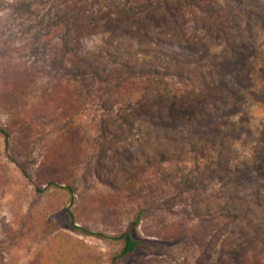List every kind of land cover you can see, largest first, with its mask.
I'll return each mask as SVG.
<instances>
[{
	"label": "rangeland",
	"instance_id": "374dc122",
	"mask_svg": "<svg viewBox=\"0 0 264 264\" xmlns=\"http://www.w3.org/2000/svg\"><path fill=\"white\" fill-rule=\"evenodd\" d=\"M196 1L0 0V264H264V0H205L229 10L195 18ZM244 55L252 90L225 148L194 158L229 106L155 109L154 87L197 96ZM86 63L139 84L126 100L97 76L84 88ZM230 193L240 222L203 218ZM129 227L141 244L120 256Z\"/></svg>",
	"mask_w": 264,
	"mask_h": 264
},
{
	"label": "trees",
	"instance_id": "16d2710c",
	"mask_svg": "<svg viewBox=\"0 0 264 264\" xmlns=\"http://www.w3.org/2000/svg\"><path fill=\"white\" fill-rule=\"evenodd\" d=\"M195 3V18L198 17V10H204L207 9L209 13L207 15L212 14L214 11H223L226 12L228 7L226 6H212L211 1H208L210 3L209 5L203 6V3L206 2L205 0H198ZM201 12V11H200ZM202 14V13H200ZM205 16V15H204ZM209 17V16H207ZM207 17H204L205 19ZM225 24V22H224ZM223 25V24H222ZM254 30L258 32L257 38L260 37L262 39L261 44H264V14H258L254 18ZM251 35V34H250ZM248 36V38H251V36ZM253 50V49H252ZM250 52L251 49H250ZM238 53V52H234ZM236 56V55H235ZM250 57L247 55H244L238 62L234 64V66L231 68L230 71L226 75H221L219 74L217 78L215 79V84L212 82L211 84L209 83L208 86L210 88H206V91H202L201 94L194 96V89L196 88V83L193 82L191 84H186L187 86L185 89H180L175 86H172L171 88H168L169 85L166 83H161L160 86L154 87L155 89V99L151 103L152 106H154L155 109H160L162 107H174V106H182V107H199V108H204L206 107L207 103H211L213 98H221L224 101L222 102L224 106H229L226 107L222 110V118L216 119L214 122H212L208 128L207 132L202 136L201 141L194 145L192 144L189 148V153L196 158L198 156H205L209 150H217L218 152H221L223 148H225V136L223 135L224 129H223V119L226 118L229 115H232L234 112L239 111L241 104L244 103L247 100V97L250 93L249 90H252L251 83H250ZM148 67H141L139 68V72L144 74L147 73L149 76H154L155 74H161V72L158 69H155L153 71H150L151 68L147 69ZM125 77L122 79V87L120 91H117L116 87L119 84V75L121 72H119L118 69L116 70H110L106 67H97L95 65H91L89 63H86V68H84V71H80V74H82L83 79L82 80V86L84 88H87V79L88 78H93L95 76L103 78L107 83H112L114 89H116V93H113V96H116V98H122V100H126V97L124 98L123 94L130 95L133 94V90L131 89V85H129L128 82L131 81L135 86H138V83H134L132 79L129 80L130 75H132L133 72H135V69L133 68H128L126 70ZM182 74V70L178 71L177 75L181 76V78H186V80H190L191 78L196 77V73H191V75H194V77H190V74L180 75ZM92 76V77H91ZM159 80V79H158ZM214 81V79H212ZM142 82V81H141ZM143 83V82H142ZM207 84V82L205 83ZM251 88V89H250ZM211 91H214V94H211ZM192 94L193 97L190 100V95ZM217 93V94H216ZM61 96H68L69 92L64 91V93H59ZM111 94V93H110ZM252 94L255 95V98L257 101L261 102L264 104V94L263 93H256V91L252 90ZM112 96V95H111ZM212 99V100H211ZM190 100V101H189ZM193 100V101H192ZM214 103V104H213ZM230 103L229 105H227ZM215 109H218V101H214L211 103ZM0 132H2L5 136V140L8 143V139L10 136V133L8 130L4 128H0ZM245 140L241 141L239 144L245 145ZM222 162V161H221ZM221 164V163H220ZM259 187L255 188V190H258ZM234 191L236 192V189L234 188ZM228 201L225 202L220 207L218 216L213 217L212 214L209 212L206 214V220L210 222H215L220 225L221 224H226V223H233L236 224L241 221L242 215L240 213L235 212V199H233V195L230 193L227 197ZM231 199V201H229ZM215 218V219H214ZM217 218V219H216ZM71 224L73 225V222L71 221ZM133 224H136L134 222ZM222 226V225H221ZM226 226V225H225ZM132 229L133 227H129V229L121 232L119 235L116 236V239L120 240L122 242V246L120 249V256H128L130 254H133L137 248L140 246L141 241L137 238H135L132 234Z\"/></svg>",
	"mask_w": 264,
	"mask_h": 264
}]
</instances>
